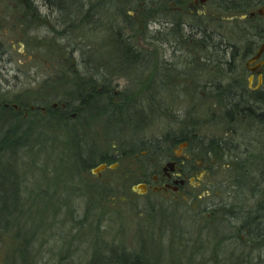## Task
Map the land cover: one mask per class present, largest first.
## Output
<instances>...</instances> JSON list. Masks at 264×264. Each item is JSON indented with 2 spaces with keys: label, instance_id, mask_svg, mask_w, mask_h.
<instances>
[{
  "label": "rangeland",
  "instance_id": "374dc122",
  "mask_svg": "<svg viewBox=\"0 0 264 264\" xmlns=\"http://www.w3.org/2000/svg\"><path fill=\"white\" fill-rule=\"evenodd\" d=\"M46 1L0 0V105H35L34 111L26 110L28 116L18 117L22 126L33 127L32 134H40L41 141L12 154L0 152V183L5 187L0 186L5 190L0 193L11 197L0 201V261L8 250L31 256L33 264H62L53 257L61 258L66 251L73 255L75 250L72 264H103L115 248L138 249L148 264H262L264 194L259 191L264 192V181L252 162L262 160L263 169L264 125L251 122L248 108L252 106V117L258 119L264 103L252 100L255 96L246 89L252 74L242 53L262 42L264 17L243 15L264 8V0H227L224 7L215 0L209 3L217 12L206 19L207 29L220 35L219 50H235L232 67L224 63L228 57L214 59L204 50L202 57H193L188 51L192 46L180 42L179 57L173 56L164 35L147 20L133 29L124 25L121 17L133 8L123 0L104 9L97 4L101 0H48L56 3L52 10ZM175 14L168 13L167 19ZM139 18L143 21L142 15ZM185 18L197 24L195 16ZM122 46L136 50L128 55L134 60L139 54L141 62H129ZM209 47L206 42L204 49ZM118 56L123 59L115 60ZM120 62L127 66L120 69ZM87 80L103 82V88L95 87L101 100L94 95L97 103L92 102L83 116L79 109L73 111V136L64 132L62 122L42 118L40 107L52 109V102L63 97L81 107L88 89L81 93L76 84L85 87ZM202 81L214 86L203 90ZM114 89L118 97L107 99L103 93L112 94ZM243 91L251 100L238 99ZM138 96L143 97L135 121L127 108L122 119L109 114L111 119L103 121L100 102L126 103ZM223 98L235 104L230 117L224 115ZM1 127L9 130L11 121H0ZM182 129L194 136L193 163L208 166L201 180L206 189L170 198L150 195L151 187L147 194H137L133 188L137 182L159 171L173 150L179 152ZM77 134L81 148L74 152L77 139L72 138ZM46 136L52 140L43 141ZM143 150L149 151L147 157L142 158ZM104 159H113L106 163L118 166L98 178L90 171ZM209 208L216 210L209 217L212 222L202 215L210 214ZM227 213L228 222L215 220L216 214ZM203 238L207 243L201 245ZM93 253L101 256L95 260Z\"/></svg>",
  "mask_w": 264,
  "mask_h": 264
},
{
  "label": "flooded vegetation",
  "instance_id": "af4514ba",
  "mask_svg": "<svg viewBox=\"0 0 264 264\" xmlns=\"http://www.w3.org/2000/svg\"><path fill=\"white\" fill-rule=\"evenodd\" d=\"M212 1L213 0H123V3L128 4V5L131 4V8H133L132 9L133 11L132 13L127 11L128 13L127 17L124 16V17H121V19H122V22L125 21L124 23L125 26H130L131 28L136 27L137 25L139 26L142 22L146 20H147L146 23H148V21L150 22L151 20V21L160 23L161 25L172 26L174 25V22L167 19L169 17L168 13L179 14L178 17L173 18V19H178V22L181 21L182 19L180 14H184L185 16L193 15L196 17V23H197L195 24V26L192 27L193 32L190 33V37H192L191 41H194V45L192 49L190 50L186 49V50L190 51V53L193 54V57H202L203 50H204L205 55H207L206 53L208 52L211 57H214V59H216L219 55L222 57L223 56L228 57L226 62L228 63L230 67H232L234 66V63H235L234 57L237 56L235 55V50L234 49H229L230 51L223 50V49L219 50L217 33H212L211 31L209 32L207 29L208 25L206 26V22H207L206 19L211 18L212 15L217 12L215 9H213V7H211V5H209V3ZM215 1H216V4H219L220 6L221 5H223V7L226 6L225 1L227 0H215ZM46 2H45V5L47 9L52 10L54 7H56L55 2L48 1V0ZM66 2L68 3V0ZM242 2L244 1L242 0ZM115 3H118V1H116ZM24 4L26 5V3ZM97 4L103 8L107 4L108 5L113 4V2L110 1L108 3L106 0H101ZM62 6H64V4H62ZM86 13L88 14L87 11ZM139 14L142 15L143 21L140 20ZM159 16H161L162 18H160ZM254 16L264 17V8L258 9L256 11H251L247 15H243V18H246V17L252 18ZM215 18H217V16ZM178 25L179 26L183 25L184 26L183 29L186 28V24H178ZM123 28L124 27H122V29ZM206 42L210 47L204 49V46L206 47ZM172 49H174L175 53L178 55L179 48H172ZM153 50L154 49H152V51ZM148 51H151V49H149ZM132 52L137 53V51L136 50L133 51V49H132ZM242 54H243V57L244 56L248 57L247 58L248 60L245 63V68L248 69V71H250V73L252 74L251 77L253 79L255 78V80L253 81V83H251V85H249V82L247 83L246 89H250L251 90L250 93L258 92L262 96V80L259 83L258 76H261L262 78V75L264 72V50L258 56H255L256 53L254 54L251 53L249 49H243ZM152 56L154 57V55ZM252 58L255 60L252 63H250L249 61ZM214 59H212V61ZM153 60L154 59H152V62H154ZM190 62L199 63L196 59H192ZM201 62H203V59L201 60ZM110 66H113V65H110ZM99 84L102 86L104 85L103 82H99ZM234 84H235L234 81L233 83L231 82V85H234ZM209 85L214 86L213 83H210ZM99 88L101 89L103 87H99ZM247 93L249 92L243 91L237 94L236 96H238V99L244 101L245 99H247V96H248ZM111 96H113V98L118 97V95L116 96L115 89L113 90ZM56 100H58V102L56 101L52 102V110L56 113L51 114V119L54 118L55 120L53 121L56 124L57 122L58 124H61L62 122L61 126L63 127L64 130H66V131L64 130L63 131L67 135L73 136L72 135L73 118L76 116V113L73 111H75V107L68 100V98L65 100L63 97L61 100L59 99H56ZM228 100L230 99L229 98L226 99V101ZM12 108L19 111L20 116L24 118L29 115V113L26 112V109L21 108L16 104H12ZM47 109L48 108H45L43 106L40 107L42 116L47 115V111H46ZM63 122H65V124H63ZM189 135L190 133L184 131L183 129L181 130L179 139L177 140L181 142L177 145L179 152L173 150L170 155H167L165 157L164 165L161 167L159 171L155 170L153 174L150 176V178H141V182H137V184H141L143 185V187L141 186V192H138L139 191L138 189L134 190L137 194L145 195L148 193V188L151 187V191L153 194H156L159 196L160 195L165 196L166 198H170L171 196L176 197L178 194L180 193L182 194V192L184 195L189 196L192 194L193 191L197 189H204V190L206 189V186H203L201 180H202L203 175L206 172L205 167H208V166H205L204 162L197 163V164L193 163V159L194 157H196L197 154L194 152H190L191 144L193 142L192 137L194 136H189ZM181 145H184V147H180ZM148 152H149L148 150H143L141 152L142 158L147 157ZM147 161L148 159H144L142 163L147 164ZM225 164L229 166L228 162L227 163L225 162ZM259 165L261 166V171L259 172V178L262 182V162H259ZM117 166H118V162H116V164L114 165L106 164V168L104 170L108 168L116 169ZM99 176L97 177L99 178ZM194 178H197V179L195 183L193 184L192 180ZM221 186L223 187L224 185H221ZM226 192L230 194L227 185H226ZM259 194L262 196L261 189L259 191ZM14 195L15 193L13 194V196ZM4 197L8 199L11 198L7 194L0 193V199H4ZM210 211H211L210 214L206 212L202 215H204L206 220L212 222V220H210L209 217L211 215H215L216 210L210 209ZM3 216H4V213H3ZM218 219H220L221 221L228 222L229 221L228 213L227 214H216L215 220L218 221ZM199 242L202 245V244L207 243V240H204L203 238ZM43 253L49 254L48 251H44ZM75 255H76V252L75 250H73V255H70L72 257L71 258L72 263H75V259H76ZM42 257L43 256H41V258ZM53 258L55 261H58V260L61 261L60 258H56V257H53ZM33 263H34V258H32L31 256H22L21 254L17 255L14 252H10L9 254L8 250H7V255H5L2 258V261H0V264H33Z\"/></svg>",
  "mask_w": 264,
  "mask_h": 264
},
{
  "label": "trees",
  "instance_id": "16d2710c",
  "mask_svg": "<svg viewBox=\"0 0 264 264\" xmlns=\"http://www.w3.org/2000/svg\"><path fill=\"white\" fill-rule=\"evenodd\" d=\"M17 1L20 2V0H17ZM26 1H28V0H26ZM24 3L27 4V2H24ZM27 8L29 10L31 9L30 6H27ZM0 51H2V50H0ZM223 58H227V57L224 56ZM224 63H226V60H224ZM99 80H100V78H99ZM97 82L98 81H88L87 80V86H85V87H83V84H80V85L76 84L77 89L80 88L79 92H81V93H83L82 90L85 92V90L88 89L87 90L88 94L86 95V99L82 100V102L80 103L81 107H76L75 108V109H79V112L81 113L82 116L84 115L85 112H87L89 110L88 106H90L92 104V102H93V105H94L95 103H97L96 101L101 100L99 95H98L99 93H97L98 91H96V88H95ZM217 90L221 91L222 89H221V87H218ZM103 94L104 95L106 94L105 96H108L107 99H109V100L112 99L111 94L106 93V92L103 93ZM252 94L255 96L252 100H254L255 102H259L261 100L262 103H264V90H262V96L258 92H255V93H252ZM83 95L84 94H82V96ZM94 95H96L98 97V100H93L92 99L94 97ZM132 95H130V96H132ZM222 100H223V103H222L223 104L222 105L223 109H226V111L224 112V115L227 116V117H230L228 115V113H233L234 110L232 109V107L235 104L232 105L229 101H226L225 98H223ZM4 103H6V102H4ZM88 103H90V104H88ZM7 104L10 105V103H7ZM30 105H33V104H29V105L28 104H19L18 106L21 107V108H24V109H26L28 111H31L30 110ZM102 106H104V107L103 108L101 107V109L98 110L100 114L104 113V114H106V116H109V114H111L110 116L116 117L117 119H122V117L125 114V110H126L125 101H122V102H119V103H116V104H113V105L108 101L105 105H102ZM110 106H112V107L110 108ZM250 106H249L248 109H249V116H251L250 120L252 121L255 116L252 117L251 113H252V109L253 108H251L252 106L251 107ZM45 108H47V107H45ZM136 108H135V110L137 111ZM46 111H47V115L46 116H42V118L48 117L47 122H51V114L54 113V111L52 109H49V108ZM18 114H19V111H17V110H15L13 108H10L9 106L8 107H4L3 105H0V121L1 122L5 121V120H9V122L11 121V128L9 127V130H3L2 127L0 128V152L10 151V153L12 154L16 150V148H27L28 146H33L34 143L41 144V141L39 139V135L40 134L39 133H37V134L33 133L32 134V132L34 130H33V127L31 125H27V126L23 125L22 126L21 125L22 121L19 118L20 114H19V117H18ZM257 117H258L257 120L259 122V125H261V127H262L264 125V112H262L261 114L257 115ZM35 120L37 122H39L37 119H35ZM115 121H118V120H115ZM81 127H83L82 122H81ZM81 127H78V128H81ZM75 136L72 139H75V140L77 139L76 140L77 146H76V148L73 151L77 152L76 150H80L81 145L78 144L79 140H78L77 137H79V134H77L76 137ZM11 137H13V138L11 139ZM51 140H52V137H49V136H46L43 139V141H46V142H49ZM130 147H134V145H132ZM131 150H133V149H131ZM133 151H131L128 154H131ZM126 154H127V152H126ZM89 155H90V157H95L93 153H91ZM86 160H87V158L85 159V161ZM110 160H113V159H110ZM110 160L104 159V162H108ZM263 170H264V165H263L262 172H263ZM0 176H1V173H0ZM262 179L264 181V172L262 173ZM0 186L2 187L1 183H0ZM4 191H2L0 189V192H4ZM262 194H264V192ZM0 201H1V199H0ZM262 209H264V201H262ZM263 237H264V222H262V240H263ZM262 264H264L263 261H262Z\"/></svg>",
  "mask_w": 264,
  "mask_h": 264
},
{
  "label": "bare ground",
  "instance_id": "6f19581e",
  "mask_svg": "<svg viewBox=\"0 0 264 264\" xmlns=\"http://www.w3.org/2000/svg\"><path fill=\"white\" fill-rule=\"evenodd\" d=\"M116 1H118V0H112V2H116ZM181 15V17H182V21H179L178 22V19H173L172 18V20L171 21H173L174 22V25H172V26H170V25H161L160 23H157V22H155V21H150V23H149V25H151V26H153V28L154 29H156V32L158 33V34H163L164 36V40H167L166 41V43H169V45H170V48L172 49V48H179L177 45H176V42H180V43H185V44H187V45H189V46H192L193 47V45H194V41H191V38L192 37H190V33L191 32H193L192 31V27H193V24H191L190 22H188L187 20H186V16L184 15V14H180ZM179 16V14H176L175 16H174V18H176V17H178ZM160 18H162L161 16H159ZM149 22V21H148ZM186 24V25H188L189 27H190V30L189 31H184L185 29H183L184 28V26L183 25H178V24ZM147 24V23H146ZM145 24V25H146ZM214 32V31H213ZM212 32V33H213ZM219 33V32H218ZM220 34V33H219ZM217 36L219 37L220 35H218L217 34ZM260 40L262 41L261 43H260V45H259V47L257 48V49H255V50H253V51H251V53H256V55L255 56H258V55H260V53L264 50V28H263V30H262V35L260 36ZM121 52L122 53H124L126 56H128L129 57V55H128V53H132V51L129 49V48H127L126 46H122L121 48ZM255 51V52H254ZM120 52V51H119ZM133 54V53H132ZM173 56H178L176 53H174L173 54ZM179 57V56H178ZM139 58H140V56H139V54H137L136 55V57L134 58V60L131 58V57H129V62H131V63H133V64H138V62H141L140 60H139ZM256 58V57H255ZM116 59H123V57L122 56H118V58L117 57H115V60ZM255 59H251L249 62L250 63H252L253 61H254ZM120 68L121 69H123V68H125V66H127V63H122V62H120ZM139 78V77H138ZM261 80H262V90H264V72H263V75H262V78H261V76H258V82L260 83L261 82ZM149 81H151L150 79L149 80H147V82H149ZM136 82V86H137V81L136 80H134V83ZM133 83V84H134ZM210 84V82H207V81H205V82H203L202 81V83H201V87H202V89L203 90H207L208 89V86H210L209 85ZM149 86H150V83H148L147 84V86H146V90H147V88H149ZM99 87H104V85L102 86V85H100L98 82H97V84H96V88H99ZM210 87H212V86H210ZM134 89V88H133ZM139 97H143V96H138V97H136L135 99H134V101H130V102H126L125 103V106H126V108H127V110H128V117L129 118H131L132 120H136V110H135V108L138 106V104H139ZM150 97H152L151 96V93H150V96L148 95V97H147V99H148V102H149V98ZM247 99L248 100H251V98H250V96L248 95L247 96ZM142 100V99H141ZM106 103V102H105ZM257 103H262V101L260 100L259 102H257ZM100 104H102V105H104L103 103H100ZM219 105H220V103H219ZM4 107H7V105L6 104H4L3 105ZM103 108V107H102ZM104 114V113H103ZM103 114H101L102 116H103V118H104V122L106 121V120H109L110 118L109 117H107L106 115H103ZM140 116V115H139ZM140 120V119H139ZM253 122H258V120H257V118L256 117H254L253 118V120H252ZM251 121V122H252ZM250 131H254V130H250ZM259 162H262V160H259V159H257V160H255V161H253L252 163L253 164H255V166H257L258 167V174H259V172L261 171V166L259 165ZM263 172H264V170H263ZM262 172V173H263ZM2 184V188H4L5 189V187H4V184L3 183H1ZM153 193H151L150 195H152ZM154 196H157L156 194H153ZM198 234H199V232H198ZM112 248V247H111ZM101 250V249H100ZM111 250V253L113 254L112 256H108V257H102L103 258V260L101 261V263H103V264H148L147 262H144L145 260L144 259H141L140 258V252H137L138 251V249H136V251L135 252H126V251H124V252H117L116 251V249L115 248H113V249H110ZM101 253L103 254V255H105L102 251H101ZM93 254H96L97 256L95 257V260L97 259V257H100L101 255L100 254H98V253H93ZM61 258V260H62V264H72V261H71V256L69 255V253H68V251H66V253L65 254H61V256H60ZM199 261V260H198ZM65 262V263H64ZM94 262V260L92 261V263ZM98 262V261H97ZM202 262V261H201ZM214 262H212L211 264H213Z\"/></svg>",
  "mask_w": 264,
  "mask_h": 264
},
{
  "label": "water",
  "instance_id": "95a60500",
  "mask_svg": "<svg viewBox=\"0 0 264 264\" xmlns=\"http://www.w3.org/2000/svg\"><path fill=\"white\" fill-rule=\"evenodd\" d=\"M21 46H22V44H20ZM250 80L251 79H249V82H250ZM34 107H31V109H33ZM106 168V164L105 163H101V164H99V165H97L96 167H94V168H92L91 169V173L92 174H95V175H97V176H99L100 175V172L102 171V170H104ZM139 186H142L143 187V185H136L135 187H134V190H137V189H139Z\"/></svg>",
  "mask_w": 264,
  "mask_h": 264
}]
</instances>
